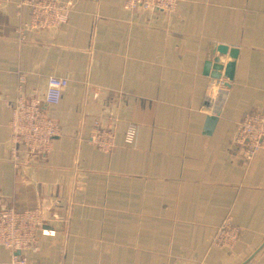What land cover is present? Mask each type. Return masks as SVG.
<instances>
[{
    "label": "crops",
    "instance_id": "crops-1",
    "mask_svg": "<svg viewBox=\"0 0 264 264\" xmlns=\"http://www.w3.org/2000/svg\"><path fill=\"white\" fill-rule=\"evenodd\" d=\"M62 1L68 23L38 31L29 9L0 0V209H50L57 233L29 264H264V154L246 162L234 142L246 114L264 113V0H181L171 14ZM218 46L239 50L234 82L205 73ZM51 77L69 81L46 108L61 135L16 168L15 100H43ZM97 121L115 132L111 153L89 143ZM229 215L241 238L213 247Z\"/></svg>",
    "mask_w": 264,
    "mask_h": 264
},
{
    "label": "built area",
    "instance_id": "built-area-1",
    "mask_svg": "<svg viewBox=\"0 0 264 264\" xmlns=\"http://www.w3.org/2000/svg\"><path fill=\"white\" fill-rule=\"evenodd\" d=\"M19 10L27 8L31 13L28 27L34 30H50L68 23L70 4L62 0H16ZM181 0H123L131 11L154 14L174 13ZM22 82L19 90L22 91ZM69 87L67 79L51 77L45 98L19 95L14 103L10 129V159L16 168H28L33 162L47 157L55 140L61 135V127L47 113V107L58 106ZM138 127L129 126L125 134L127 145H134ZM234 142L237 153L246 162L264 154V113L254 112L244 116L237 125ZM89 143L104 153L116 147L115 132L95 122ZM51 210L38 206L31 210L0 209V246L11 256L9 264H29L25 253L39 252L40 237H55L56 231L48 227ZM242 230L229 215L215 233L212 246L232 249L239 242Z\"/></svg>",
    "mask_w": 264,
    "mask_h": 264
},
{
    "label": "water",
    "instance_id": "water-1",
    "mask_svg": "<svg viewBox=\"0 0 264 264\" xmlns=\"http://www.w3.org/2000/svg\"><path fill=\"white\" fill-rule=\"evenodd\" d=\"M229 52V61L223 66L221 59L226 56ZM238 53L239 50H230L228 47L218 46L216 48V51H214L211 60L206 64V75H208V73H211L212 77H220V75H222L221 73H223L225 77L229 79L230 82H234ZM209 122L212 125L216 121L214 119H211Z\"/></svg>",
    "mask_w": 264,
    "mask_h": 264
}]
</instances>
